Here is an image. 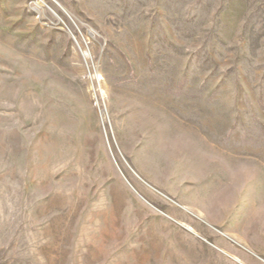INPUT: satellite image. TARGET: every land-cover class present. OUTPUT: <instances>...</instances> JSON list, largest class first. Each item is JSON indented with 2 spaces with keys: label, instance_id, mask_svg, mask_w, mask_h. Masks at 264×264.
Returning a JSON list of instances; mask_svg holds the SVG:
<instances>
[{
  "label": "rangeland",
  "instance_id": "rangeland-1",
  "mask_svg": "<svg viewBox=\"0 0 264 264\" xmlns=\"http://www.w3.org/2000/svg\"><path fill=\"white\" fill-rule=\"evenodd\" d=\"M0 264H264V0H0Z\"/></svg>",
  "mask_w": 264,
  "mask_h": 264
}]
</instances>
